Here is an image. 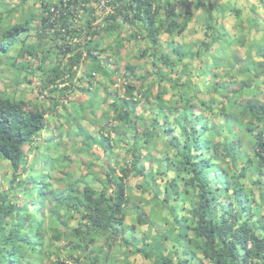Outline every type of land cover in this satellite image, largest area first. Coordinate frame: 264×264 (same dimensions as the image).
Instances as JSON below:
<instances>
[{
    "label": "trees",
    "instance_id": "trees-1",
    "mask_svg": "<svg viewBox=\"0 0 264 264\" xmlns=\"http://www.w3.org/2000/svg\"><path fill=\"white\" fill-rule=\"evenodd\" d=\"M35 1L39 14L29 10L0 34V54L32 21L42 26L37 39L53 44L38 57V45L25 47L45 78L41 104L0 94V161L13 173L0 192V264H129L137 255L150 264H264V26L256 14L264 15V0L249 6L253 16L243 23L238 8L218 0ZM229 11L233 33L224 29ZM194 19L204 39L173 44ZM139 41L144 67L121 55ZM192 59L201 67L184 69ZM75 89L81 96L70 100ZM46 115L57 119L53 127ZM57 126L76 149L52 159L62 143L50 138L53 151L32 175L37 158L28 161L24 147ZM95 168L102 177L89 173ZM21 170L29 175L16 180ZM168 171L174 176L161 189L156 178ZM132 178L139 193L127 184ZM127 215L135 216L129 226ZM144 225L134 241L125 236ZM119 249L125 260L115 258Z\"/></svg>",
    "mask_w": 264,
    "mask_h": 264
},
{
    "label": "rangeland",
    "instance_id": "rangeland-1",
    "mask_svg": "<svg viewBox=\"0 0 264 264\" xmlns=\"http://www.w3.org/2000/svg\"><path fill=\"white\" fill-rule=\"evenodd\" d=\"M4 1V5L2 6L3 9H5V13L9 14L8 16V20H10L11 23L16 22L18 19L17 15H20V13H22V15H24L27 11H32L34 14L37 13L39 14L40 12V4L38 2H36L35 0H3ZM212 1V0H210ZM218 2L220 4H227L228 6H235L236 8H238L241 11V15H240V20L238 21L239 23H243V21H245L246 19H249L250 17H252L253 15L251 14L250 9V5H257L258 1L257 0H218ZM187 9H191V4H188ZM259 9V8H258ZM256 9V14L258 15V19L261 20L260 22H262L261 26H264V15L261 14V9ZM15 11V13L11 14L12 11ZM218 10V9H217ZM230 13V11H229ZM22 17V16H21ZM226 19L224 20V29L226 32L229 33H233L231 31L232 26L235 24L236 19L234 18V16L230 13V15L225 16ZM202 21V20H201ZM201 21H196L195 19L192 20L185 28V30L181 33V35H177L175 36L172 41L173 44H184V45H188L185 43H189L191 41H197L199 40H203L204 36H203V32L200 28V23ZM36 27H39V23L36 21H32L31 23V31L28 33V37L25 40V45L26 46H34V45H38L36 47H33L32 51L36 53V57L40 56L41 54H44L45 51L47 50L48 47H52L53 44L52 42L48 41V40H40L37 39V32H36ZM250 35H253L254 37H258V33L256 31H254L253 29H251L250 31ZM122 36H126L125 31L122 33ZM161 42L163 43L165 40V38H160ZM207 39V38H205ZM138 46H143L145 47L144 42L139 41L138 45L133 44L132 42L129 43H125V47H124V51L121 52V55L125 57V61L127 62H137L138 65L144 67V65L146 64V58L145 59H138L137 58V50H138ZM16 51H18L19 49H21L20 45L18 44L16 46ZM13 49V50H14ZM128 51V54H127ZM253 54H255V50H253L252 52ZM220 54L219 51L215 50L211 52V55L213 56H218ZM240 58H243V54L239 53L238 55ZM7 57L13 58V54L10 53ZM36 57H32L31 55H25L23 58H21V60H17L18 63L23 64L24 68L23 71L18 72V70L14 69L13 66H9L8 64H6L5 62H1L0 61V79L6 80L7 78H11L13 80H20L23 81L22 83L18 84V86L15 87H11L10 85H3V89H7V92H10L12 89L16 88L17 91L19 93L23 92L25 93L23 98H25L26 101L31 102L32 104H41V102H39V100H42L41 97H39L41 95V85L44 81V76L42 75L41 70H38V58ZM257 59V57H256ZM9 60V59H8ZM189 60V59H187ZM186 60V61H187ZM22 61V62H21ZM7 62V61H6ZM49 62H52V59L49 60ZM148 62V61H147ZM180 65V64H179ZM208 65H212V63L210 62ZM44 67H46L44 65ZM198 67H201V65L199 66L198 61L196 59H192L190 61V63H188V66L185 67L184 69H197ZM179 68H181V66H179ZM78 72L77 76H79ZM76 76V77H77ZM172 76V75H171ZM151 79H156V77H150L148 78V80L150 81ZM30 80V82H29ZM201 78L198 77H191V82L192 83H196L198 81H200ZM28 81V82H27ZM121 78L117 77V82H120ZM85 82L87 83V81L85 80ZM77 83V82H75ZM169 85V83H168ZM75 86H78V84H75ZM80 86V85H79ZM78 86V87H79ZM156 86V85H155ZM154 86V87H155ZM89 87V86H88ZM92 88V87H89ZM261 91H263L264 93V84L261 86ZM74 94L72 95V97H70V100H74L77 98H79L81 96V93L79 91H77L76 89L73 91ZM103 98V93L102 92H98L97 93V101H100V99ZM167 98V97H166ZM260 98V96H259ZM47 103V101L44 102L43 105H45ZM99 104V103H98ZM102 109V107L100 106H95L93 108V111L95 113V116H97L100 112V110ZM137 113L140 114V109L136 110ZM60 112V109L58 110L57 113ZM61 116V115H60ZM50 124L51 127H53L56 124V118L55 117H51V116H47L46 118ZM219 122L220 120H216V122ZM84 128L88 131L92 130V125L89 124V122H87L86 124H84ZM53 130V129H52ZM51 129H45L41 132L40 136L38 139H36L34 141V144L31 146V148L28 147H24V151L27 153V160H33L35 157L37 158V168H39L43 163V155H49L53 150L48 151L49 147L47 146L48 144V140L50 138H58L62 145L60 146V148L58 150H54V152H52L50 154V157L52 159H59L61 157L62 154L66 155L68 153H70L71 151L76 149V145H73L72 142L67 141V137L65 136V132L63 127H59L57 126L55 131H52ZM56 140V139H53ZM92 149L95 151V153L97 155H100L102 152L99 148H96L94 144L91 145ZM154 154H156V152H154ZM69 159H74L75 155H69L67 156ZM78 160H81L79 157H76ZM83 159H85V164H87V162H94L97 163L96 161H94V158H88V157H83ZM99 164V163H98ZM112 164V163H111ZM60 168H58V171H55L53 173V184L56 186L58 183L57 180H55L56 177H60V179L63 178L62 173L67 170V165L65 163L60 164ZM113 166V164H112ZM28 168V166H27ZM75 169V168H74ZM37 172V171H36ZM75 173V176H78L80 173H83V171L81 172L79 169L73 171ZM87 172V171H86ZM89 173H93L96 174V176L102 177L101 171L98 168L95 169H91ZM13 176L12 170L10 169V167H8L7 163H3L2 161H0V192H7V190L9 189V186L11 185V179ZM17 179L16 180H21L24 179L26 177V172L24 171H20V174L16 175ZM174 176V173L171 171L166 172V174L164 176H157L156 178V183H158L160 186V188H163V181L170 179ZM214 175L211 174L209 175L210 178H212ZM91 177V176H90ZM139 180L136 179H130L128 180L127 184L130 185L132 191L134 193H139V189L136 187V185L138 184ZM88 183L90 186H94V184L88 180ZM19 193H13V195H11L12 197H15L17 199H19ZM141 198L143 199H148V196L145 193H143L141 196ZM221 203H225V200H220ZM134 203H137V200H134ZM139 205H141V203H139ZM149 206L145 205L146 210H148ZM164 211V210H163ZM263 214H264V205H263ZM135 218L134 215H127V217L124 220V223L126 226H129L132 222V220ZM158 227H162L161 224L156 225ZM147 226H136L135 229H133V235L130 234V230L128 229L125 233V236H129L131 241H134L135 237H139L141 236L143 233L146 232ZM155 231L154 229L151 230V234H154ZM135 235V236H134ZM137 245V247H141L142 243L141 241H136L135 243ZM168 247L170 246V242L167 243ZM121 251V252H120ZM121 254V255H120ZM115 258L118 259H123L125 260V255L123 253V250L119 249V254L117 253ZM122 261V260H121ZM126 261H128L129 264H150L149 261L143 259L141 256L137 255V256H130L128 258H126ZM69 262V261H67Z\"/></svg>",
    "mask_w": 264,
    "mask_h": 264
},
{
    "label": "clouds",
    "instance_id": "clouds-1",
    "mask_svg": "<svg viewBox=\"0 0 264 264\" xmlns=\"http://www.w3.org/2000/svg\"><path fill=\"white\" fill-rule=\"evenodd\" d=\"M1 1V3H2V5H1V8H2V6L4 5V1L3 0H0ZM102 5V4H101ZM98 9H99V11H109L108 10V8L107 7H103V6H100V7H98ZM1 12H2V16H3V21L0 23V34L2 33V32H4L5 30H6V28H7V26L8 25H10V24H12L11 22H10V20H8V16H9V14H6L5 13V9H1ZM28 12V11H27ZM26 12V13H27ZM101 15H102V12H101ZM18 17H21L22 16V13L20 14V15H17ZM18 20V19H17ZM7 22H8V24H7ZM34 22V21H33ZM14 23V22H13ZM39 26L40 27H42L41 26V24H39ZM125 28H124V31H126L127 30V28H128V26L126 25V26H124ZM37 28L38 27H36V32L38 31L37 30ZM31 31V30H30ZM29 31V32H30ZM126 33V32H125ZM27 35H28V33L27 34H25V33H21V34H19L17 37H16V40H15V44L12 46V48H10L9 50H8V52L7 53H5V54H0V61L1 62H5L6 64H8L9 66H13L14 67V69H16V70H18V72H20V71H23V68H24V65L23 64H20V63H18L17 62V60H21V58H23L25 55H28V52H27V50H25V47H29V46H26L25 44V40L24 39H26L27 38ZM20 45V47H21V49H19L18 51H16V49H14V48H16V46L17 45ZM14 49V50H13ZM20 52H22L23 53V56L21 57V58H19V53ZM10 53H12L13 54V57H14V59L13 58H10V57H7ZM29 56V55H28ZM9 59V60H8ZM7 61V62H6ZM22 62V61H21ZM21 65L23 66V67H21ZM38 65H39V63H38ZM39 70V69H38ZM1 72V71H0ZM23 81H20V80H13L12 79V77L10 78H7L6 80H3V79H0V94L3 96V97H6V98H13V99H18V97H22V95H24L25 93L23 92V94L22 93H19L18 91H17V89L16 88H14V89H12L10 92H7V89H3V85H5V86H7V85H10L11 87H15V86H18V84H20V83H22ZM28 82V81H27ZM29 82H30V80H29ZM46 118H47V115L45 116ZM8 165V164H7ZM41 167V166H40ZM36 169H34L33 171H31V174L33 175V173L34 174H36V175H39L40 174V170H38V168H37V165H36V167H35ZM37 171V172H36ZM29 172L30 171H27L26 172V177L29 175ZM20 174V172L18 173V175ZM52 176H53V174H52ZM24 179H26V178H24ZM21 180H23V179H21ZM11 181H12V179H11ZM7 191H9V190H7ZM16 194H18V193H16ZM13 195V194H12ZM12 197V196H11ZM12 198H14L15 200H19L20 198H21V195H19V199H17V198H15V197H12Z\"/></svg>",
    "mask_w": 264,
    "mask_h": 264
}]
</instances>
